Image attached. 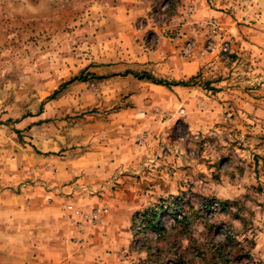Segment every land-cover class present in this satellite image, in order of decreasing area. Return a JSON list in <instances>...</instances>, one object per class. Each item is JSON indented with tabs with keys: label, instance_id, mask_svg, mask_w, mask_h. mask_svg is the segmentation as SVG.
I'll return each mask as SVG.
<instances>
[{
	"label": "rangeland",
	"instance_id": "374dc122",
	"mask_svg": "<svg viewBox=\"0 0 264 264\" xmlns=\"http://www.w3.org/2000/svg\"><path fill=\"white\" fill-rule=\"evenodd\" d=\"M119 1L0 0V177L56 197V155L126 138L165 192L129 219L126 264H264V44L248 34L257 14L246 0H205L216 15L189 23L193 1L125 0L122 11ZM213 19L218 36L204 27ZM187 34L205 39L185 50L206 58L197 75L147 73L198 94L192 108H165L157 84L130 72H145L139 60L160 39Z\"/></svg>",
	"mask_w": 264,
	"mask_h": 264
},
{
	"label": "crops",
	"instance_id": "0c3cea01",
	"mask_svg": "<svg viewBox=\"0 0 264 264\" xmlns=\"http://www.w3.org/2000/svg\"><path fill=\"white\" fill-rule=\"evenodd\" d=\"M181 1L195 5L189 23L216 15L212 10L203 11L205 0ZM124 3L119 1L122 6L118 10L125 9ZM244 4L247 11L257 14L255 24L248 29L249 38L264 44V0H246ZM193 37L187 34L179 40L160 39L156 49L139 60L144 64L141 69L181 81L197 75L206 58L197 51L189 56L185 50L194 48L195 43L202 49L205 39ZM209 55L207 59L213 60L215 53ZM155 91L167 96L161 105L165 108L178 104L192 108L198 94L195 86L155 85ZM124 139H106L56 155V197L54 192L51 197L41 189L22 187L20 182L11 184L4 174L0 177V264H126L132 242L129 219L139 204L154 202L165 192L163 182L157 181V170L140 160L136 165L132 141L124 146ZM70 204L90 210L99 205L106 213L98 225L79 227L70 219Z\"/></svg>",
	"mask_w": 264,
	"mask_h": 264
},
{
	"label": "built area",
	"instance_id": "2783aa9c",
	"mask_svg": "<svg viewBox=\"0 0 264 264\" xmlns=\"http://www.w3.org/2000/svg\"><path fill=\"white\" fill-rule=\"evenodd\" d=\"M204 27L210 31L213 36L221 34V24L218 20H210ZM187 51H189L187 49ZM67 210L70 213V219L73 223L79 227L95 226L102 222L105 216L106 208L103 206H97L92 211H84L81 208L70 204L67 206Z\"/></svg>",
	"mask_w": 264,
	"mask_h": 264
},
{
	"label": "trees",
	"instance_id": "16d2710c",
	"mask_svg": "<svg viewBox=\"0 0 264 264\" xmlns=\"http://www.w3.org/2000/svg\"><path fill=\"white\" fill-rule=\"evenodd\" d=\"M130 74L134 75L139 80H146V81L152 82L157 85L166 86L168 88H171L173 86H189V84L186 82H169L166 80H161V79L155 78L154 76H152V74L147 73V72H143V73L130 72ZM92 77H95V76H92ZM79 79L81 80L82 78H79Z\"/></svg>",
	"mask_w": 264,
	"mask_h": 264
}]
</instances>
